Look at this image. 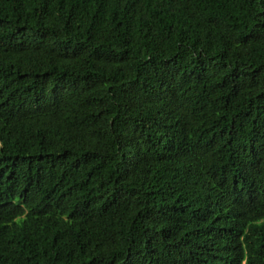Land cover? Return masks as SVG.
Listing matches in <instances>:
<instances>
[{
	"label": "trees",
	"instance_id": "obj_1",
	"mask_svg": "<svg viewBox=\"0 0 264 264\" xmlns=\"http://www.w3.org/2000/svg\"><path fill=\"white\" fill-rule=\"evenodd\" d=\"M0 264H264V0H0Z\"/></svg>",
	"mask_w": 264,
	"mask_h": 264
}]
</instances>
